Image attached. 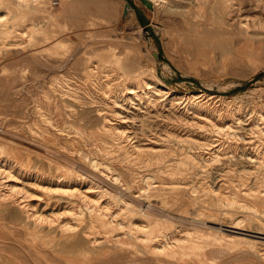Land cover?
<instances>
[{
	"label": "rangeland",
	"instance_id": "1",
	"mask_svg": "<svg viewBox=\"0 0 264 264\" xmlns=\"http://www.w3.org/2000/svg\"><path fill=\"white\" fill-rule=\"evenodd\" d=\"M122 1L132 13L123 15ZM213 1L59 0L51 6L49 0H37V10L26 11L16 0H0V29L10 30L0 34V131L14 135L22 148L33 149L36 142L74 158V149L96 153L118 170L131 167L135 182L144 174L174 180L173 188L150 200L166 208L169 217L193 216L227 226L239 221L240 227L264 232V166L254 168L245 158L264 146V137L253 131L264 125V0ZM241 18L248 19L247 30L239 25ZM125 76L139 84L153 80L160 90L150 87L146 95L118 98L114 107L110 94L118 91L116 85L122 87ZM120 120L125 138L109 129ZM229 123L234 136L215 129ZM189 136L203 147L184 141ZM136 140L140 153L130 148ZM4 152L30 170L54 174L53 165L31 150L5 147ZM174 165L180 170L170 174ZM250 187L260 192L242 193ZM224 193L254 205L258 216L243 206L221 203ZM25 194L24 201L34 204L46 197L36 186ZM40 207L47 219L64 214L58 201ZM24 212L16 203L0 202V264L174 260L126 253L110 241L83 252L88 245L82 236L60 231L56 221L26 223ZM81 218L84 225L89 220L85 213ZM210 239L199 252L170 263L264 264L263 243L254 244L255 253L243 240L218 246Z\"/></svg>",
	"mask_w": 264,
	"mask_h": 264
},
{
	"label": "bare ground",
	"instance_id": "2",
	"mask_svg": "<svg viewBox=\"0 0 264 264\" xmlns=\"http://www.w3.org/2000/svg\"><path fill=\"white\" fill-rule=\"evenodd\" d=\"M16 1L18 7H21V9L23 10H37V0ZM209 5H211V3ZM208 8L210 9V7ZM113 9H115V7ZM121 9L123 15L132 13L130 5L125 4V1L121 2ZM119 12L118 14H120ZM48 17L51 18L52 14L49 13ZM241 19H243V22ZM241 19L239 25L243 26L247 30L250 26L248 19ZM9 32L10 30L8 28L0 29V34L7 35ZM31 37L32 35H29V38ZM44 38H47V36H44ZM52 43L55 44L56 42L53 40ZM106 62L111 61L110 59H107ZM105 65L108 64L105 63ZM121 74L122 73L120 72V75ZM125 78L127 80H125L126 82H124L122 87L116 85V87L114 88L119 92L121 90V92L119 93L118 91H113L110 94V97L112 98L110 99V103L112 102L111 104L114 105V107L116 106L115 103L118 98L129 100L133 96L140 97L141 95H146L148 88L150 87H153L155 90H160V87H157L158 84L155 83V81L153 82V80L151 82L139 84L138 81H133L130 77L125 76ZM44 95H46V93ZM41 113L42 111L40 112V114ZM112 114L116 116L118 112L115 111V109H112ZM77 117H80V115ZM43 118L46 119V117L44 116ZM117 122L118 123L113 125L110 123L109 129L113 131L117 137H127L128 134L125 133L126 130L124 131V129H121L120 127L122 126V123L124 121L120 120ZM222 126L223 125L216 126L215 129L225 130L232 136H234V129L232 128L231 123L226 124L223 127ZM57 131L60 132L59 130ZM253 131L264 137V125L259 126L258 128L253 127ZM179 139L180 138H178V140ZM136 141L137 143L130 144V148L133 150V152L140 153L142 151V147L138 146V140ZM184 141L200 147L203 145V142H199L197 139H194L190 136L187 137V139H184ZM31 145L33 149H30L28 147L22 148L17 144L16 141H14V135L8 133L7 131H0V202L3 201L7 203H16L17 205L24 208V219L26 223L37 226L43 224L46 221L49 223L56 221V226L60 231L69 232L70 234L73 233V235H78L80 236V238L82 236L89 247H87L86 250H83V252L88 251L89 249L93 250L95 249L94 247L96 245H102L110 241L114 247L126 253L137 254V252H139L145 254V256H155V259L158 261H164L161 259L162 257L173 258L174 260L170 259L168 261H164L171 264L170 262L176 261L178 259L181 260V258L189 252H199L203 247L202 242H205V244H207V237H211L208 243H215L218 246L229 245V243L237 244L242 242L243 240L244 242L249 244L252 249H254L255 253V250L257 248H253L254 244H264V232H259L251 228L240 227L238 226L239 221H236L234 222V224L227 226L224 224L216 223L209 219L198 220V218L193 216L169 217L168 214L165 213V210H167L166 208L164 209L158 206H153L150 201L151 198H153L152 195H162L165 194L167 190H170V188H173V185L175 184L173 179V181L170 180L169 182L154 180L151 174H144L140 177V182H135V176L133 174L134 171L131 167H126V170L123 171L118 170L113 166V162L105 161L104 159L97 156L96 153H91L89 155L88 152L82 149H74L76 154H78V156L74 158L73 156L64 155L63 153L55 151L54 149L49 148L48 146L41 143L32 142ZM5 147H14L17 149H24L26 151L31 150L37 155L42 156V160L45 159L49 165H53L54 174L50 175L38 170L28 169L26 164L4 154ZM261 149L263 150L259 152L257 151L255 155L251 153L249 155L248 153L245 157L247 162H252L251 164L254 165V168L255 165L256 168L264 166V146ZM98 151L103 153L102 148H99ZM153 153L161 154L158 151H154ZM121 158L122 160H124L125 156H122ZM121 158H119L118 160H120ZM29 161L30 158L29 156H27L26 163ZM180 163H182V161H180ZM146 164L148 165L149 162H147ZM178 170H180V167L178 165H174L169 173H177L179 172ZM171 178H173V176ZM34 186L39 188L42 191V195L46 197L44 199H39L41 201L35 204L31 202H25L24 197L26 196V190L29 187ZM195 189L196 188H192L191 190L194 192L193 199L196 200L198 196L196 195ZM257 192L259 193L260 190H255L251 187L242 189V193L245 195L254 196ZM220 197L223 200L221 201V203H224V201H226V203L228 202L230 204L243 206L244 208H247L248 212L252 213L255 216H258V210L256 209V207H254V205H247L245 204V202H239L234 196L229 197L225 195V193ZM56 201H58V205L63 206L64 214L61 216L58 215L59 217L52 216V219H47L43 214L44 208H41L40 206H42V204H53ZM217 210H221L220 207L217 206ZM84 213L89 219L85 225L82 224L83 218H81ZM261 216V221L263 222L264 226V211H261ZM96 234L99 235L98 238L95 236ZM135 241H138V243H135ZM261 251V254H264V247L263 249H261ZM134 261L135 260H133V262ZM140 264L143 263L141 262Z\"/></svg>",
	"mask_w": 264,
	"mask_h": 264
},
{
	"label": "built area",
	"instance_id": "3",
	"mask_svg": "<svg viewBox=\"0 0 264 264\" xmlns=\"http://www.w3.org/2000/svg\"><path fill=\"white\" fill-rule=\"evenodd\" d=\"M51 6H56L59 3V0H49Z\"/></svg>",
	"mask_w": 264,
	"mask_h": 264
}]
</instances>
